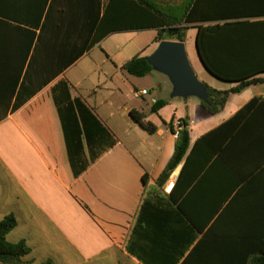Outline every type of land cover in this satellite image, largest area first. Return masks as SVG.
Segmentation results:
<instances>
[{"label": "crops", "instance_id": "obj_1", "mask_svg": "<svg viewBox=\"0 0 264 264\" xmlns=\"http://www.w3.org/2000/svg\"><path fill=\"white\" fill-rule=\"evenodd\" d=\"M107 2L0 0V221L10 214L17 218L8 240L27 241L32 251L24 264H143L127 249L141 206L148 196L168 198L185 164L159 193L156 180L177 141L172 121L189 124L192 168L210 156L198 179L206 190L216 184L225 193L230 178H247L264 166V82L231 94L216 115L196 97L158 98L134 83L143 105L129 103L119 73L127 77L126 61L156 50L157 30L100 34L86 8L100 6L101 18ZM252 27L237 34L243 38L239 49L245 59L264 65V23ZM190 30L197 35L196 27ZM146 33L150 39L138 42ZM257 78L264 79V71ZM222 83L207 85L230 90L238 84ZM158 86L168 88L167 82ZM142 90L148 94L137 96ZM158 99L170 101L151 113ZM254 99L260 100L250 105ZM132 110L145 113L156 133L140 127ZM231 119L220 134L201 140ZM197 242L179 264H215L211 244L193 250ZM230 261L225 257L221 264Z\"/></svg>", "mask_w": 264, "mask_h": 264}, {"label": "trees", "instance_id": "obj_2", "mask_svg": "<svg viewBox=\"0 0 264 264\" xmlns=\"http://www.w3.org/2000/svg\"><path fill=\"white\" fill-rule=\"evenodd\" d=\"M172 1L108 0L101 18L100 6L87 7L86 15L94 21L97 32H102L104 36L130 29H156L154 43L157 44L165 40L185 43L187 31L190 27H196V46L206 69L222 81L238 83L230 90H216L203 83L208 88L210 102H201L214 115L224 109L231 94L264 82L263 78H257L264 71V65L249 56L245 59L239 49L243 38L237 35L240 30L249 31L254 28L252 26L264 23V20H249L264 18V0H183L179 5L172 4ZM177 7H181L180 10L174 9ZM228 32L235 33L228 36ZM80 55H73L72 62ZM148 57L135 55L126 61L123 70L134 77H146L154 71ZM259 100H252L250 105ZM169 101L156 100L150 112L158 113ZM131 116L140 127L151 134L156 133L157 127L146 120L145 113L132 110ZM182 121L184 124L176 141L175 152L156 180L159 189H162L185 162L177 189L168 198L160 195L145 198L127 246L128 251L143 264H179L197 241L193 250L208 241L215 264H221L225 257L231 259V264H264V166L247 178H230L225 193L218 190L221 188L216 184L211 190H206L198 179L210 156L205 155L199 167H191L189 124L186 120ZM233 122L235 119L201 140L220 134L225 126ZM173 123H170V128L174 133ZM222 138L216 140L217 148ZM257 141L252 143L260 146L262 142ZM204 163L205 166L199 169ZM148 178L146 174L144 182L147 183ZM17 226L18 220L14 214L0 221V262L3 264H24L32 251L24 239L16 243L8 240V235ZM43 264L55 263L47 260Z\"/></svg>", "mask_w": 264, "mask_h": 264}, {"label": "water", "instance_id": "obj_3", "mask_svg": "<svg viewBox=\"0 0 264 264\" xmlns=\"http://www.w3.org/2000/svg\"><path fill=\"white\" fill-rule=\"evenodd\" d=\"M198 56L203 64L199 53ZM148 62L154 71L169 79L172 85L170 95L172 99L196 97L206 103L210 102L208 88L198 79L190 63L184 42L173 40L160 42L156 50L148 57ZM203 66L206 69L204 64Z\"/></svg>", "mask_w": 264, "mask_h": 264}, {"label": "rangeland", "instance_id": "obj_4", "mask_svg": "<svg viewBox=\"0 0 264 264\" xmlns=\"http://www.w3.org/2000/svg\"><path fill=\"white\" fill-rule=\"evenodd\" d=\"M182 1L183 0H173L172 4H175V5L178 4L179 5ZM180 8L181 7H177L174 9L176 11H178V10H180ZM150 37H151V33H146L143 37L138 38L137 40H138V42L143 43V42L147 41L148 39H150ZM121 40L127 41L124 37ZM137 40H135V41H137ZM185 44H186V49H187V53H188L190 63L192 65L198 79L202 83H205V84H207V83L211 84V83L216 82V84L218 83L217 85L223 87L224 86L223 85L224 83H222L223 81L214 77L209 71L203 69V66L197 57L196 32L194 30L188 31ZM148 53H150V50L148 51ZM152 74L153 75L148 77V78H138V77H133L131 75H127V77H125L121 73H119L120 85H121V88L124 89L125 95L128 96L127 100L129 101V103H131L133 105H137V104L143 105V104H141V103H143L142 99L135 97V86L134 85H136V86L139 85V87H141V88L142 87L149 88L152 91V93L155 94V96L158 98L170 97L172 87H171V83H170L169 79L165 75H163L157 71H153ZM166 82L168 84V88L166 89L163 87V90H160L158 83H166ZM132 83H134V85ZM147 99L149 101H151V96L149 95L147 97ZM155 119H158V118L156 117ZM158 191H159V193H161L162 189H158ZM0 264H3V263L0 262ZM35 264H39V263H35Z\"/></svg>", "mask_w": 264, "mask_h": 264}, {"label": "built area", "instance_id": "obj_5", "mask_svg": "<svg viewBox=\"0 0 264 264\" xmlns=\"http://www.w3.org/2000/svg\"><path fill=\"white\" fill-rule=\"evenodd\" d=\"M148 94V91L147 90H142L141 92L137 93L136 95L137 96H141V95H146ZM183 121L178 119L176 120L174 123H173V126H174V135L176 136V138H178L179 136V133H180V130L182 129L183 127ZM173 187H174V184L171 183L167 188H166V193H171V191L173 190Z\"/></svg>", "mask_w": 264, "mask_h": 264}]
</instances>
